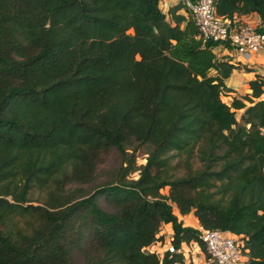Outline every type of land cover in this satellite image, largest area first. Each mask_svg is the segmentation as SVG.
<instances>
[{"label":"trees","instance_id":"obj_1","mask_svg":"<svg viewBox=\"0 0 264 264\" xmlns=\"http://www.w3.org/2000/svg\"><path fill=\"white\" fill-rule=\"evenodd\" d=\"M158 3L0 0V264H182L147 249L166 227L215 264L177 214L264 264V77L221 101L237 66ZM213 4L264 19V0ZM141 146L136 178L85 188L101 153Z\"/></svg>","mask_w":264,"mask_h":264},{"label":"built area","instance_id":"obj_2","mask_svg":"<svg viewBox=\"0 0 264 264\" xmlns=\"http://www.w3.org/2000/svg\"><path fill=\"white\" fill-rule=\"evenodd\" d=\"M178 2L192 20L201 44L206 42L215 44L214 53L219 47H229L243 59H249L264 47V19L260 20L258 26L238 23L234 18L227 19L216 15L213 0H178ZM185 225L197 230V238L202 243L209 261L215 264H246L245 256L241 253L240 241L234 234L203 228L198 224ZM164 234L162 241H156L147 248L149 252H155L159 257L164 252L179 253L183 256L182 264H205L204 256L196 251L199 249L196 243H181L178 247H174L170 242L171 232L168 228Z\"/></svg>","mask_w":264,"mask_h":264},{"label":"crops","instance_id":"obj_3","mask_svg":"<svg viewBox=\"0 0 264 264\" xmlns=\"http://www.w3.org/2000/svg\"><path fill=\"white\" fill-rule=\"evenodd\" d=\"M176 3H178V0H159L158 7L165 12L170 6L175 5ZM178 13L185 16V12L182 9L178 10ZM234 20L238 23H249L251 25L258 26L261 19L257 14L250 13L246 15L234 16ZM216 52L218 54H216ZM215 55L218 59H226L229 63L237 66L223 82L224 86L229 89L228 91H224L222 93L223 96H221L225 99L223 102L227 104L230 102L231 97H240L248 92L246 83L250 79L254 78V75L258 74L264 77V47L257 53L253 54L249 59H243L229 47L217 48ZM235 112H238L239 115L241 110H236ZM191 223V226L197 225L193 217Z\"/></svg>","mask_w":264,"mask_h":264},{"label":"rangeland","instance_id":"obj_4","mask_svg":"<svg viewBox=\"0 0 264 264\" xmlns=\"http://www.w3.org/2000/svg\"><path fill=\"white\" fill-rule=\"evenodd\" d=\"M216 54H218L216 52ZM223 96V94L221 95ZM220 96L221 101L225 100ZM236 119L238 118V112H235ZM147 147L141 146L135 150H132L131 148H127L124 153H119L114 148H111L107 150L106 152H103L99 156V160L96 166L95 171V180H93L92 183H89L85 185L86 189L92 188L94 185L103 183V182H112L115 178H118L121 174V168L129 166V172L126 174L125 178L127 179H133L137 177L138 174V168L144 163V157L146 155ZM179 173V172H178ZM163 194H165V191H161ZM173 211L176 213V210L173 209ZM177 214V217L180 218L182 221V218L184 221L182 223L184 224H190L192 225V216H185L182 217ZM167 228V227H166ZM201 254V256H204V252L201 251L199 248L198 250ZM200 256V257H201Z\"/></svg>","mask_w":264,"mask_h":264}]
</instances>
